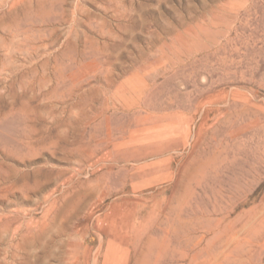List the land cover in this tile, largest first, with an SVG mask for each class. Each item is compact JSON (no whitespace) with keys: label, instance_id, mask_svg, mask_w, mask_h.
<instances>
[{"label":"rangeland","instance_id":"1","mask_svg":"<svg viewBox=\"0 0 264 264\" xmlns=\"http://www.w3.org/2000/svg\"><path fill=\"white\" fill-rule=\"evenodd\" d=\"M121 226L114 264H264V0H0V264H112Z\"/></svg>","mask_w":264,"mask_h":264},{"label":"bare ground","instance_id":"2","mask_svg":"<svg viewBox=\"0 0 264 264\" xmlns=\"http://www.w3.org/2000/svg\"><path fill=\"white\" fill-rule=\"evenodd\" d=\"M209 44V43H208ZM222 45V44H221ZM220 47V46H219ZM242 58V57H241ZM233 60V59H232ZM213 64V63H212ZM240 87V86H239ZM231 88V87H230ZM236 89V88H235ZM238 89V88H237ZM252 89V88H251ZM254 90V89H253ZM146 120V119H145ZM143 124V123H142ZM153 129H155V127H152ZM128 132V131H127ZM158 132V129H156L155 131H153L152 133H146L144 136H140V137H129L128 138V141H135V142H140V141H147L148 144L146 145H141L143 146V150H140V151H137L136 153L134 154H130V153H124L122 154L121 152L124 151L123 149L121 150V147H119V153L116 154V158L115 159H112L110 161H113L110 166H108L110 169L113 167V166H118V169L117 171L120 173V177L118 178V181L117 182H114L113 185H111V187L108 186L105 187L107 188V192L108 193H116L119 196V198H124V197H127L130 190L129 188L127 187V181L128 180H131L133 178L136 177V175H144L146 176V173L145 171L147 170V174H153L154 177H156L157 175V172H160V165L162 163V157H160L159 153H160V147L159 145V142H162L163 140L159 137V134H157ZM165 133V132H164ZM125 135V134H124ZM197 140V139H196ZM114 141V140H113ZM128 141H125V139H123V143H127ZM110 143V142H109ZM114 143L115 145L117 146H120V144H122V141H117V142H112ZM107 144V143H106ZM117 148V147H116ZM101 150V149H100ZM100 151H94L92 153H90V157H95L97 156L98 157V153ZM182 152V151H181ZM170 153V152H169ZM162 154V153H161ZM149 155L151 156H154L155 155V158H151L149 159ZM165 155V154H164ZM85 159V158H84ZM138 159H141L142 161L140 162H130V161H135V160H138ZM101 162V161H100ZM100 164V163H99ZM101 165V164H100ZM169 175H167V177L169 179L172 178V172L168 173ZM112 175V174H111ZM105 178V177H104ZM117 178V177H116ZM99 179V178H98ZM97 179V180H98ZM103 179V178H102ZM115 179V178H113ZM136 179V178H135ZM96 180V181H97ZM155 180H159L158 178H154V179H151L150 182H155ZM114 181V180H113ZM99 182V180L97 181ZM149 182V180H148ZM106 183V182H105ZM84 184V182H83ZM82 184V185H83ZM87 185V184H85ZM96 186V185H95ZM102 186V185H101ZM102 188V187H101ZM104 188V189H105ZM136 195V194H135ZM99 196V194H98ZM152 198L156 197V195L154 194H151L150 195ZM84 197V196H83ZM111 197V196H110ZM115 200V199H114ZM129 202L128 199H125ZM152 200V199H150ZM143 201V202H142ZM148 201L146 200V196L143 195L142 193H139L137 195V201H131L129 202L130 204H132L134 206V212L133 213H137V207L143 205L145 206V204L147 203ZM158 205H159V202L157 201ZM91 204V202H90ZM110 204V203H109ZM88 206V205H87ZM109 207V206H108ZM157 208V207H156ZM18 215V214H17ZM136 217V215H135ZM136 219V218H135ZM123 222V221H122ZM121 222V223H122ZM131 223H133V221H129ZM127 224V223H126ZM129 225V224H128ZM131 225V224H130ZM120 226V225H119ZM128 227V226H127ZM124 227H117L113 230L112 232V235H111V238H112V242L109 240V243H108V246H107V249L111 250L112 253H113V257L111 256L110 258V262L112 264H114L115 260H117L119 257H118V254H119V248H121L119 245L121 243V241H119V243L116 241V239L118 238L119 240H121L122 238H125L127 232L124 231L123 229ZM262 234V233H261ZM99 245H102V244H99ZM102 248V246H101ZM100 249V248H99ZM77 259V258H76ZM80 262V257H79V260H78V263Z\"/></svg>","mask_w":264,"mask_h":264}]
</instances>
